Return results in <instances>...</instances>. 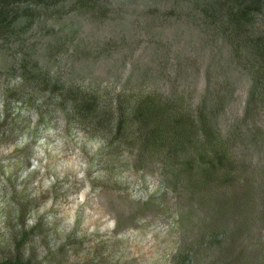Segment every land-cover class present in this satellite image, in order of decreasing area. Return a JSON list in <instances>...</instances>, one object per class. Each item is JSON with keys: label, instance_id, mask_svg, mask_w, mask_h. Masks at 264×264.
<instances>
[{"label": "rangeland", "instance_id": "374dc122", "mask_svg": "<svg viewBox=\"0 0 264 264\" xmlns=\"http://www.w3.org/2000/svg\"><path fill=\"white\" fill-rule=\"evenodd\" d=\"M209 32L192 0H111L107 18L80 12L43 18L25 43L0 49V261L13 254L21 209L29 228L40 221L27 245L38 261L68 244L65 264L96 256L104 264H172L182 244L198 238L200 215L192 217L194 226L181 221L190 211L167 188L160 166L137 168L125 146L106 148L100 135L107 131L80 126L53 95L42 100L22 87L16 63L21 50L37 44L52 83L108 102L118 91L142 88L184 92L195 108L219 87L215 123L227 133L241 122L253 81ZM26 92L31 96L20 102ZM236 151L247 163L264 159L256 147Z\"/></svg>", "mask_w": 264, "mask_h": 264}, {"label": "trees", "instance_id": "16d2710c", "mask_svg": "<svg viewBox=\"0 0 264 264\" xmlns=\"http://www.w3.org/2000/svg\"><path fill=\"white\" fill-rule=\"evenodd\" d=\"M192 3L211 31V42L222 40L252 77L244 116L227 133L215 123L217 108L222 106L214 99L219 87L210 91L217 96L206 97L195 108H190L184 92L159 95L142 88L118 91L108 102L91 92L52 83L37 57V44L28 52L21 50L16 63L20 85L42 93V100L53 95L80 126L107 131L100 135L104 146H125L135 154L137 168L163 169L159 174L168 179L167 188L178 192L190 211L181 221L194 226L192 217L200 215L193 228L199 231L198 238L185 241L173 255L172 264H197L200 257L201 264H264V159L247 163L236 151L242 145L256 147L264 157V124L258 123L261 114L264 116V0ZM110 10L111 0H0V49L25 43L43 18L80 12L104 19ZM29 96L26 92L18 99L25 102ZM19 214L13 254L0 264H65L68 244L49 250L41 261L29 253L27 245L40 221L29 228V219L22 218L23 209ZM257 226L259 237L254 235ZM98 258L86 257L78 264H104Z\"/></svg>", "mask_w": 264, "mask_h": 264}]
</instances>
